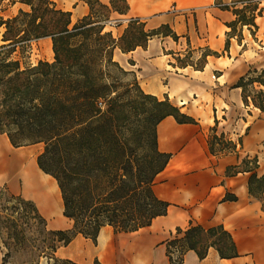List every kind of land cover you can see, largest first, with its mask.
Segmentation results:
<instances>
[{
	"label": "trees",
	"instance_id": "trees-1",
	"mask_svg": "<svg viewBox=\"0 0 264 264\" xmlns=\"http://www.w3.org/2000/svg\"><path fill=\"white\" fill-rule=\"evenodd\" d=\"M83 1L89 10L72 23L71 11L54 0H0V133L15 148L42 144L36 163L55 179L62 214L72 221L68 229L49 228L34 200L0 186V242L5 248L1 264H6L13 252L21 251L28 254L27 264H41L43 257L50 264H81L57 256V249L78 234L95 241L105 226L114 232L135 231L164 214L168 204L155 195L153 183L169 154L157 149L156 125L167 115L180 123H196L167 95L159 98L145 92L136 73L114 58L115 49L128 53L137 47L146 48L154 37L169 36L177 41L179 35L171 25L163 22L146 28L144 20L131 17L115 37L106 25L112 12H127L126 0H121L125 3L122 8L115 0ZM238 2L243 6L236 7ZM215 4L230 7L220 0ZM14 6L16 11L5 16ZM231 7L235 18L227 23L225 50L231 36L240 40L239 26L246 25L251 32L256 27L255 0H234ZM47 37L53 60L29 62L31 42ZM186 38L183 51L167 52L174 58L173 66L202 70L209 55H219L208 46L193 48ZM196 51L199 55L194 60ZM233 87L241 88L245 106L252 103L264 110V68L251 67ZM130 109L144 111L154 125L152 152L140 153L123 131L122 117ZM215 127L208 134L210 152L236 151L240 140L225 139ZM219 141L221 147L215 148ZM241 162L251 171L249 193L264 191V177L255 171L257 158H243ZM236 171V166L227 168V173ZM176 233L181 236L166 241L171 264L181 263L188 250H194L199 258L205 257L210 247L221 257L237 254L231 234L220 224L205 228L190 223L185 229L177 227Z\"/></svg>",
	"mask_w": 264,
	"mask_h": 264
},
{
	"label": "crops",
	"instance_id": "crops-1",
	"mask_svg": "<svg viewBox=\"0 0 264 264\" xmlns=\"http://www.w3.org/2000/svg\"><path fill=\"white\" fill-rule=\"evenodd\" d=\"M220 1L230 7L220 8L215 0H126L127 12L117 13L126 22L131 17L150 20L151 27L168 22L179 35L177 41L169 36L154 37L148 40L146 48L137 47L128 53L119 51L133 61V64L128 63V70L137 71L145 92L176 100L181 104V111L195 118L196 123H180L167 115L156 125L157 149L168 153L169 159L155 176L153 191L167 202L166 212L135 231L114 232L105 226L103 228L110 229L100 238L101 228L95 241L76 235L69 244L57 249L66 248L74 241L81 245L84 255L75 261L81 264H94V261L99 264H171L166 241L181 236L176 233L177 227L185 229L192 223L205 228L222 225L231 234L237 254L221 257L216 248L210 247L206 256L199 258L194 250H188L179 264H264V191L257 195L249 193L251 171L241 162L243 158L255 156L256 174L264 177V110L252 103L245 106L241 88L233 87L251 67L264 68L262 64H253L254 54L264 52V46H259L258 50L253 45L264 41V0H255L258 5L256 27L251 32L246 25L239 26L240 40L237 35L231 36L228 50L224 47L229 31L227 23L235 18L231 10L234 0ZM242 6V2L236 4V7ZM74 9L79 18L89 10L83 0H74L73 8L66 9L71 11V21ZM186 36L193 48L208 46L219 55H209L202 70L173 66L174 58L167 52L183 51L187 47ZM146 66H153L157 71L170 67L184 75L170 76L166 72L165 76L155 77V74H147ZM178 83L182 85L180 88H176ZM180 93L184 97H178ZM215 120L225 138L240 140L236 151L210 152L208 133ZM11 148L15 147L0 133V161L9 156ZM230 166H236L237 171L227 173ZM226 194L235 198H226ZM54 215L56 218L50 223L52 229L72 226V221L63 215L64 225L60 227L61 216ZM62 256L76 259L66 251Z\"/></svg>",
	"mask_w": 264,
	"mask_h": 264
},
{
	"label": "rangeland",
	"instance_id": "rangeland-1",
	"mask_svg": "<svg viewBox=\"0 0 264 264\" xmlns=\"http://www.w3.org/2000/svg\"><path fill=\"white\" fill-rule=\"evenodd\" d=\"M54 1L57 3V5L59 7H62L65 9H72L74 6V0H54ZM115 5L119 8H122V7H124L125 3L121 0H115ZM251 5H253V4H251ZM76 10L77 9L73 10L74 17H73L72 23L76 22L77 19L79 18L77 16L78 13H76ZM15 11H16V6L10 8L8 11H6L5 16H7L8 14H12ZM123 19L124 18H122V16L117 15V12H112L111 17H110V21L107 23L108 25H106L107 26L106 29L111 30L113 35L115 37H118L122 33L124 27L127 24V22L124 21ZM142 20H144L145 23H147L146 28H152L151 27L152 22L150 20H147V19L146 20L142 19ZM2 30L3 29L0 28V38H1ZM253 45L256 49L259 50L260 49L259 46H264V41H263V43H259L258 45L253 43ZM138 49H140V47H138ZM27 55H28L27 60L29 62H32V63H36L39 59H44V60H49V61L53 60V51H52L51 42H50V44H48L47 38H42L39 40L32 41L31 47H30V52ZM198 55H199V51H196L194 60L197 59ZM137 56H138V54H137ZM254 57L256 58V60H254V62H253L254 65L255 64L264 65V52H261L259 55L254 54ZM114 58L122 66L126 67L127 69H130L129 68L130 66L128 65V63H130L129 62L130 58H127V56L121 54L119 49H116L114 51ZM136 68L137 67H134V69H136ZM146 68H147V66H146ZM135 72L138 75L136 70H135ZM166 72H169L170 76L182 77L184 75L183 72H179L178 70H175V72H174L173 69H171L170 67L165 69V70L162 69L161 71L155 70L153 66H149V68H147V74H155V77H159L162 75L165 76ZM197 83L200 84L199 81H197ZM247 87H248L247 88L248 92L250 94H252L251 87L250 86H247ZM178 95H179L178 97H180V96L184 97L183 93H180ZM159 98H163V96H160ZM169 100L175 106H177L180 109L181 104L176 102V100H174V99L169 98ZM249 106H251V103L249 104ZM180 111H181V109H180ZM211 127H215V125H213ZM215 128H216L218 134L223 132L218 124ZM122 129L125 132V134L130 138L131 143H133L138 148V151L140 153L144 154V153L152 152L153 138H154V125L147 118L144 111H142L140 109L128 110L124 114V116L122 117ZM209 132H210V129H209ZM223 134H224V132H223ZM224 136H225V134H224ZM225 139H227V138H225ZM221 145H222V142L219 141L217 144H215V148L221 147ZM41 150H42V144L37 143V144H32V145H27V146L11 148V150L7 154L9 156H11L13 154H16L18 156L26 155L29 157L28 158L29 160H34L36 162V157L40 153ZM29 160L27 162L25 161L22 164V166L24 167V165H25V168H26L27 165L29 164ZM248 165L252 166V164H248ZM22 166L15 167V168L13 167L12 169H10V172L8 174V171L5 169V167L0 164V186L6 185L7 188L12 193H15V194L20 193L24 197L34 200L30 194H27L23 191L22 178H21V175L19 173ZM7 174L10 176V178L6 177ZM2 177H5V178L1 180ZM50 179L55 180L51 176H50ZM55 193H56L57 203L60 204L62 207V200H61L59 189H58V191L55 190ZM55 218L56 217L53 214L50 218V221H48L46 219L49 227H50V223H53ZM50 228H52V227H50ZM83 241H86V240H83ZM82 245H84V244H82ZM0 249H1V257H2V252L5 250V248L3 247L1 242H0ZM64 251H66L68 253L70 252L73 257H76V259H74V260H77V261L80 260V256L84 255V253L81 251V245L78 246V244L75 241L72 242V244H70V246H68L66 248H60L59 250H57L56 255L59 257H64V256H62V253ZM27 258H28V254L25 251L13 252L12 255L8 258V261L6 264H27V262H26ZM41 264H50V263H48L47 260L45 259V257H43V258H41ZM94 264H96L95 261H94Z\"/></svg>",
	"mask_w": 264,
	"mask_h": 264
},
{
	"label": "bare ground",
	"instance_id": "bare-ground-1",
	"mask_svg": "<svg viewBox=\"0 0 264 264\" xmlns=\"http://www.w3.org/2000/svg\"><path fill=\"white\" fill-rule=\"evenodd\" d=\"M48 39V44H50V38ZM182 85L177 84L176 88H180ZM153 90V89H152ZM184 100H181V103H184ZM6 158L0 161V164L5 167L10 172V169L13 167H20L26 161H28L29 157L18 156L13 154L11 156H5ZM23 167V166H22ZM20 170V175L22 178V187L23 191L27 194H30L35 202L38 205L40 212L44 215L46 219L51 217L52 214L60 215L62 222H60L59 226H63L64 222L62 216V207L60 204H57L56 193L55 190L58 191V186L55 180H51L50 176L44 173L37 165L34 160H29V164L27 167H24ZM7 174V178L10 176ZM5 177H2L4 179ZM48 192V193H47ZM50 194V195H49ZM49 195V196H48ZM55 202V203H54ZM52 225V224H50ZM110 228H103L99 235L100 238L104 236V231Z\"/></svg>",
	"mask_w": 264,
	"mask_h": 264
}]
</instances>
